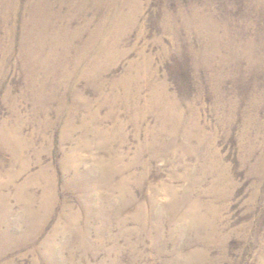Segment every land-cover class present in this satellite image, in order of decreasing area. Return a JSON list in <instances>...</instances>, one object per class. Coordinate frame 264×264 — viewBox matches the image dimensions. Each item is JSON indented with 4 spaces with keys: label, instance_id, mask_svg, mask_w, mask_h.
I'll return each instance as SVG.
<instances>
[{
    "label": "rangeland",
    "instance_id": "1",
    "mask_svg": "<svg viewBox=\"0 0 264 264\" xmlns=\"http://www.w3.org/2000/svg\"><path fill=\"white\" fill-rule=\"evenodd\" d=\"M0 264H264V0H0Z\"/></svg>",
    "mask_w": 264,
    "mask_h": 264
}]
</instances>
